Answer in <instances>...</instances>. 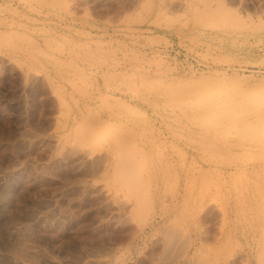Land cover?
Masks as SVG:
<instances>
[{"label": "rangeland", "instance_id": "obj_1", "mask_svg": "<svg viewBox=\"0 0 264 264\" xmlns=\"http://www.w3.org/2000/svg\"><path fill=\"white\" fill-rule=\"evenodd\" d=\"M0 264H264V0H0Z\"/></svg>", "mask_w": 264, "mask_h": 264}, {"label": "bare ground", "instance_id": "obj_2", "mask_svg": "<svg viewBox=\"0 0 264 264\" xmlns=\"http://www.w3.org/2000/svg\"><path fill=\"white\" fill-rule=\"evenodd\" d=\"M100 139H102V136L99 137ZM126 161V158L124 160V162ZM149 194V191L145 188L144 190H142L141 193H138V195L136 196V207H135V211H136V217H140L142 219H144V221L146 219H148L149 216V209L147 206V200H151V196ZM169 238H178L179 234H175V231H170L167 235Z\"/></svg>", "mask_w": 264, "mask_h": 264}]
</instances>
